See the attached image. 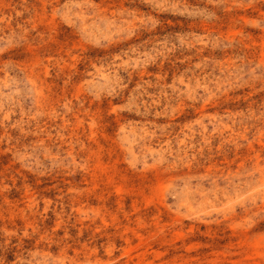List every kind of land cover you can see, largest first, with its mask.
I'll return each instance as SVG.
<instances>
[{"label":"rangeland","instance_id":"rangeland-1","mask_svg":"<svg viewBox=\"0 0 264 264\" xmlns=\"http://www.w3.org/2000/svg\"><path fill=\"white\" fill-rule=\"evenodd\" d=\"M0 264H264V0H0Z\"/></svg>","mask_w":264,"mask_h":264}]
</instances>
